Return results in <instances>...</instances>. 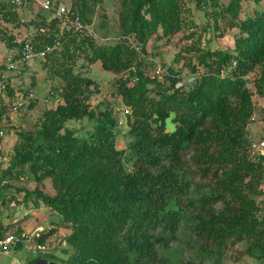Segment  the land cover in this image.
Wrapping results in <instances>:
<instances>
[{"label":"trees","instance_id":"trees-1","mask_svg":"<svg viewBox=\"0 0 264 264\" xmlns=\"http://www.w3.org/2000/svg\"><path fill=\"white\" fill-rule=\"evenodd\" d=\"M86 1H67L70 10L84 24L89 23V1ZM205 1L213 4L215 0ZM242 1L232 0L221 13L227 17L229 26L239 28L235 51L198 48V60L192 68L198 70V65L207 70L204 68L188 89L176 84L177 69L166 74L170 80L167 83L138 68L143 60L138 55L142 50L137 49L139 43L133 40L132 31L136 29L138 34L142 31L134 24L138 18L132 15L141 10L145 14L149 10L144 5L154 0H126L129 6L122 13L123 32L115 42L106 44L96 42L92 32L75 29L71 21L64 22L71 24L69 27H62L63 21L51 11L36 9L40 16L35 22L38 38L31 34L26 37L38 45L36 51L43 52L38 56H47L46 62L50 58L58 59L59 54L64 56L58 59L60 66H55L54 71L64 81L65 88L61 101L50 111L55 132L45 137L46 132L41 130L42 142L20 153V159L31 161L37 178H41L39 169H43L42 177L50 174L58 188H64L61 196L37 192L45 201L57 205L61 211L73 206L91 213L87 220L90 224L85 225L86 252L74 256L72 261L150 264L157 259L160 246L177 240L181 227L189 229L205 252L214 251L230 240L249 242V250L264 248V229L256 215V194L261 191L264 159L260 154L254 160L248 149L247 126L254 102L253 91L246 85L248 75L259 68L255 83L257 91L264 95V8H255L252 14L242 18ZM246 1L261 4L262 0ZM58 2L54 0V6ZM0 3V9L18 22L29 25L37 19L34 16L23 19L12 0H0ZM173 5L156 3L155 12L175 23L180 17L171 9L177 8ZM30 7L33 8V3ZM0 31L8 45H13V36ZM55 39H60V46L46 50ZM84 48L89 50L81 54L90 64L100 60L105 69L118 73L133 65L138 68L136 82L130 84L122 77L117 83V92L130 106L126 118L133 136L129 151L132 169L125 167L122 160L125 150L116 145L115 112L106 108L96 113L81 96L93 80L75 72L68 58L74 59ZM3 67L1 64L0 68ZM13 85L8 86L11 96L16 90ZM85 115L97 121L86 138L74 134L72 129L56 136L68 119ZM169 118L175 123L171 130L167 129ZM188 148L193 150L195 173L212 179L208 190L193 191L203 184L193 186L194 179L182 170L183 154ZM10 173L9 170L7 174L11 176ZM92 180L99 186L89 190ZM71 188H78V196L70 195ZM53 232L52 228L44 233L40 241Z\"/></svg>","mask_w":264,"mask_h":264},{"label":"rangeland","instance_id":"rangeland-1","mask_svg":"<svg viewBox=\"0 0 264 264\" xmlns=\"http://www.w3.org/2000/svg\"><path fill=\"white\" fill-rule=\"evenodd\" d=\"M64 1L67 2L68 0ZM154 1L155 4L151 2L144 5L149 10H145V14L144 11L139 10L140 13L136 12V16L132 15L138 18L134 24L142 31L138 34L139 31L133 30L132 38L135 43H139L140 50H142V53L138 55L143 60L138 68L143 70L145 74L150 72L155 63H161L166 71L157 77L158 79H165L169 83L170 80L166 78V74L174 68L178 70L176 84L188 89L200 76V72L204 68L207 70L206 67L198 65V70L192 68L197 63L199 50L235 51V39L240 34L239 28L229 26L227 17L224 18L221 15L224 8L232 0H215L213 4L210 1L205 3V0ZM86 2L89 4L87 12L89 23L87 24L89 32L94 34L96 42L104 44L115 42L116 38L123 32L122 13L128 11L127 7L129 6L126 0H87ZM156 3L172 6L175 3L177 8L171 7V9L178 12L180 17L178 21L173 23L168 18L159 16L158 12H155L157 10ZM242 3L243 8L240 14L242 18L252 14L255 8H264V0L261 4L246 0H243ZM36 13V10L33 11L30 8L26 11L25 15L28 18L37 17V19L32 20V24L26 25L0 9V29L13 36L11 40L13 45H8V40L0 31V60L5 54L16 52L21 40L27 35L31 34V37L38 38L35 22L40 19V16L39 14L37 16ZM142 13L144 14L143 19L140 18ZM60 24L62 27L71 25L64 22ZM198 48L200 49L198 50ZM34 49L39 51L37 44H34ZM88 50L89 48H84L80 53H77L78 56L76 55L74 59L68 58L75 72L87 75L93 80L84 89L81 96L84 102H89L96 113L106 108H112L115 112L117 116L114 127L116 145L125 150L122 155L125 167L132 169L129 151L133 136L130 134L127 118L126 116L123 117L124 113H122L126 107H129L130 110V106L124 103L122 96L117 92L118 80L123 77L125 71L118 73L105 69L100 60L90 64L87 57L81 54H86ZM58 56V59L64 57L61 54ZM216 57L217 53H214L213 58ZM46 58L47 56L36 55L30 60H24L21 67L12 73L14 89L33 92L34 95L16 112L7 111L4 121L6 136L0 143V167L6 174L9 173V170L11 171V184L2 190V195L6 199L7 195H4V191L12 192V197L16 203L0 206V211L5 214L6 222L11 223L16 228H25L27 231L40 228L44 233L53 228L54 232L45 237L43 241L45 248L41 253L33 254L27 250L25 245L19 246L10 254L0 253V264H13L14 260H20L18 264H35L36 262L38 264H82L72 261V258L78 254H84L85 251L84 246H86L87 239L85 225L90 224L87 220H89L91 213L84 208L76 209L73 206L71 209L61 211L57 205L45 201L41 196L42 193L61 196L64 188H58L52 175L45 174L42 177L43 169H39L42 174L41 178H37L31 169V161L22 162L20 159V153L30 148L32 144L37 145L42 142L43 139L39 138L41 130L46 132L45 137L48 136V133L55 132L56 127L53 123L51 124L53 114L50 111L55 109L57 103L61 101L65 86L64 81L54 71L55 66H60L58 59L50 58L46 62ZM134 66L137 68L136 65H133L128 69L131 74H133ZM259 75L260 69L257 68L248 75L246 82V85L253 91V113L256 115L254 119H250L247 126L249 143L254 139L264 141V95L257 91L255 83ZM120 118L123 119V123L118 122ZM96 122L95 118H90L87 115L70 118L58 129L56 136L60 137L67 130L72 129L74 134L86 138L93 130ZM174 127L175 123L169 118L167 129L171 130ZM249 143L250 156L255 160L259 156V151L253 154ZM260 152L264 159V146ZM192 154L191 148L186 149L183 154L182 170L188 171V177L194 179L193 186L198 183L203 184L201 185L202 188H194L193 191L208 190L212 179L203 178L195 173L196 166ZM46 164L48 166V161ZM17 173L20 175L18 176ZM89 185L91 187L88 188L89 190H94L95 187L99 186L93 180ZM259 187L261 191L256 194L258 204L262 202L261 198L264 197V175L260 180ZM77 189L71 188L70 195L74 193L78 196L79 191ZM37 192H41V194ZM7 200L10 203V199L7 198ZM248 245L249 242L246 241L232 242L230 240L222 247H216L214 251L205 252L199 248L197 238L189 229L181 227L178 231L177 240H171L165 247L160 246L157 259L150 264H264V248L254 247V249L249 250ZM87 256L92 255L88 254Z\"/></svg>","mask_w":264,"mask_h":264},{"label":"built area","instance_id":"built-area-1","mask_svg":"<svg viewBox=\"0 0 264 264\" xmlns=\"http://www.w3.org/2000/svg\"><path fill=\"white\" fill-rule=\"evenodd\" d=\"M16 8L21 12L23 19H28L25 15V12L30 8L32 10L36 9H45L51 11L54 17H58L63 22L71 21L75 29L78 30H89L88 24H84L81 20V17L77 14H74L73 11L68 7V2L64 0H58L59 2L54 6V0H12ZM57 1V0H55ZM33 3V8L30 7V4ZM60 39H55L54 44L47 45L46 50H50L54 47L60 46ZM140 50V46H136ZM43 54V52H38L34 49L33 42L31 38L25 37L20 42V47L16 52H11L4 55L3 63L5 68L1 70L0 77V143L2 139L6 136L4 129V121L6 119L7 111L16 112L19 107L23 106L29 98L34 94L33 92H28L26 90L16 89L14 94L11 96L8 92V86L12 83V79L9 78L7 74L8 71H14L21 67V63L24 60H30L36 55ZM166 71V68L161 63H155L153 68L150 70L149 75L151 77H159ZM137 68L133 67V74L130 73V70L123 72V77L129 80V83H134L138 79ZM126 111V112H125ZM129 107L124 108L123 117L126 116ZM256 117L253 113L252 118ZM119 123H123V119H118ZM127 120V119H126ZM264 146V141L260 139L251 140L250 150L252 153L258 152L260 155V150ZM259 159V156L256 157ZM9 174L5 172L0 167V206L3 205H14L16 203L15 199L12 197V193L9 191H4L7 195L5 199L2 195V190L10 183ZM262 202L258 204V210L256 212L257 218L262 221V227L264 229V197L261 198ZM44 234L43 230L37 228L33 231H27L24 228H16L11 223L6 222L5 214L0 211V253L10 254L12 251L19 248V246L25 245L27 250L33 254L41 253L44 250L45 245L43 241H40L39 238ZM13 264H16L14 260ZM35 264H38L36 262Z\"/></svg>","mask_w":264,"mask_h":264},{"label":"crops","instance_id":"crops-1","mask_svg":"<svg viewBox=\"0 0 264 264\" xmlns=\"http://www.w3.org/2000/svg\"><path fill=\"white\" fill-rule=\"evenodd\" d=\"M261 2H262V1H261ZM25 13H26V12H25ZM29 18H30V17H29ZM0 47H1V44H0ZM3 57H4V56H3ZM3 57H2L1 60H0V65L3 63V60H4ZM1 68H2V67H1ZM1 68H0V71L2 70ZM3 68H4V67H3ZM17 70H18V69H17ZM14 71H15V70H14ZM14 71H8V72H7V74L11 77L12 81L14 80V79L12 78V75H13L12 73H13ZM24 229H25V228H24ZM16 263H17V264L20 263V260H16Z\"/></svg>","mask_w":264,"mask_h":264}]
</instances>
